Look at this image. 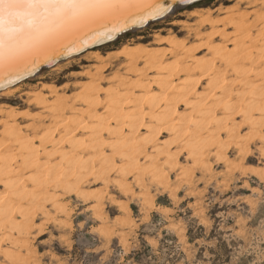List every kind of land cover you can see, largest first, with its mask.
Segmentation results:
<instances>
[{
  "label": "snow or ice",
  "instance_id": "snow-or-ice-1",
  "mask_svg": "<svg viewBox=\"0 0 264 264\" xmlns=\"http://www.w3.org/2000/svg\"><path fill=\"white\" fill-rule=\"evenodd\" d=\"M229 2L0 122V264H264V0ZM192 7L0 0V88Z\"/></svg>",
  "mask_w": 264,
  "mask_h": 264
},
{
  "label": "bare ground",
  "instance_id": "bare-ground-1",
  "mask_svg": "<svg viewBox=\"0 0 264 264\" xmlns=\"http://www.w3.org/2000/svg\"><path fill=\"white\" fill-rule=\"evenodd\" d=\"M256 2V0H253ZM220 4L219 6L217 4ZM207 5V6H202ZM217 5V6H216ZM231 7V3H225V0H214L210 6L209 2L198 3L196 7L192 9L185 10L179 14H175L174 17L179 18L184 17V19L176 20L173 18L172 21L165 22L159 19L160 22L156 23L158 28L154 30L152 34L153 40L148 43H144L147 39L144 35H133L124 40V45L117 50L103 53L105 47L99 49H92L86 51L81 57L69 59V57H62L65 61L57 63L54 61L51 65L49 71L50 74L54 72H63L67 69H76L78 67L83 68L81 73L74 74L72 72V79L76 82L70 83L66 82L62 85H56L55 83L43 82L45 76L42 74L38 77V82L36 84L32 83H21L18 85H8L5 88H0V122L7 124L9 128L14 126V122H18L20 113L29 111L33 107V103H44L50 93H55L60 90L61 93L66 98L67 96L75 95L76 86L78 84H86L83 79L85 75L92 77V70L98 67L101 63L105 62L103 58L111 56H119L121 53H126L133 59L138 58L141 54H154L160 52H167L169 46L172 48L179 47V42L185 39H191L192 35L200 34L204 28L208 27L209 23H216L219 21L221 14ZM196 13V15H193ZM176 27H181L176 30ZM134 28H143L142 26L136 25ZM103 39L101 41H106ZM113 47V45H111ZM78 54L77 52L72 53L71 56ZM60 59V60H61ZM83 62H86L83 64ZM110 62V61H108ZM81 63V64H78ZM83 65V66H82ZM38 74V73H37ZM65 85H71V91H64ZM18 95L20 97L25 96L26 106L21 107L20 105L14 104L13 96ZM3 133V128H0V135Z\"/></svg>",
  "mask_w": 264,
  "mask_h": 264
},
{
  "label": "rangeland",
  "instance_id": "rangeland-1",
  "mask_svg": "<svg viewBox=\"0 0 264 264\" xmlns=\"http://www.w3.org/2000/svg\"><path fill=\"white\" fill-rule=\"evenodd\" d=\"M205 1L209 2V6H210V4L214 0H194V7H196V5H198V3H202V2H205ZM217 5L219 6L220 4L218 3ZM202 6H207V5H202ZM192 8H190V9H192ZM185 10H189V9H185ZM173 18H175L176 20H179V19H184L185 20L184 17L179 18L178 16L174 17V15H172V16H170L167 19H162L161 21L164 20L165 22H168V21H172ZM159 22H160V20H156V21L150 22L148 25L142 26L143 28H134V29H131V30H127L126 32H122L121 34L117 35L113 40L101 41V42L95 44L94 46H92L93 47L92 49H99V48H101L103 46V47H105V49L103 50L104 54H106L108 52H112L114 50L119 49L120 47H122L124 45V40L123 39H126L128 37H132L133 35H135V36L136 35H144V36H146L147 39L144 40V43H148L149 41L153 40L152 34L154 33V30L158 28V25H155V24L159 23ZM179 28H181V27H176V30H179ZM111 45H113V47H111ZM88 50H91V47L81 51L78 54H75L74 56H70L69 59L70 58L71 59L79 58ZM63 61H65V60L61 59V60L57 61V63H61ZM84 63H86V62H83V64ZM78 64H81V63H78ZM50 67L51 66L43 67V68H41V70H39L37 72L38 74L36 73V74L32 75L31 77H28V78H25L23 80H20V81L16 82L14 85L16 86V85L21 84V83L36 84L39 81L38 77L41 74L43 76H45L44 80H42L43 82L55 83L56 85H62L64 83H66V82L74 83V82H76V80L72 79V77H70V76H72L71 75L72 72L74 74H77V73H81L83 71V68L78 67L76 69H67V70H65L63 72H60V73L59 72H54V73L50 74V71H49ZM12 99H15L14 100L15 101L14 104H16V105H20L21 107L26 106L25 96L24 97H20L18 95H15V96L12 97Z\"/></svg>",
  "mask_w": 264,
  "mask_h": 264
},
{
  "label": "water",
  "instance_id": "water-1",
  "mask_svg": "<svg viewBox=\"0 0 264 264\" xmlns=\"http://www.w3.org/2000/svg\"><path fill=\"white\" fill-rule=\"evenodd\" d=\"M153 21H156V20H152V21H150V22H153ZM150 22H149V23H150ZM149 23H147V24H145V25H148ZM145 25H143V26H145ZM134 27H135V26H133V27H129V28H126L123 32H126L127 30L134 29ZM121 33H122V32H121ZM121 33L116 34V36L119 35V34H121ZM116 36H115V37H116ZM100 42H101V41H100ZM95 44H97V43H95V42L90 43V44L87 46V48H90V47L94 46ZM87 48H85V49H87ZM85 49H83V50H85ZM83 50H82V51H83ZM80 52H81V51H80ZM80 52H77V53H80ZM61 58H62V57H57V58L54 59V61L60 60ZM47 65H48V64L41 65L40 68H39V70H41V68H43V67H47ZM39 70H38V71H39ZM38 71H35L32 75L36 74ZM32 75L24 74L23 77H22V79H20V80H23V79H25V78L31 77ZM20 80H18V81H20ZM18 81H17V82H18Z\"/></svg>",
  "mask_w": 264,
  "mask_h": 264
}]
</instances>
